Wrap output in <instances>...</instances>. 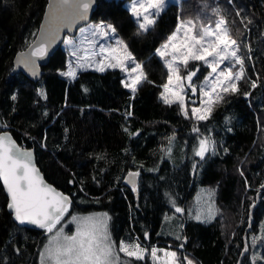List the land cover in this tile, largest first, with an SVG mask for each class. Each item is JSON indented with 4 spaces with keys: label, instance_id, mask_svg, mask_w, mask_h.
<instances>
[{
    "label": "trees",
    "instance_id": "obj_1",
    "mask_svg": "<svg viewBox=\"0 0 264 264\" xmlns=\"http://www.w3.org/2000/svg\"><path fill=\"white\" fill-rule=\"evenodd\" d=\"M125 1L96 0L91 20L112 24L143 66L147 80L134 96L123 86L119 69L89 68L78 70L75 79L62 76L67 53L61 46L41 66L38 81L20 71L11 74L12 59L33 40L47 0H0V123L7 125L0 131L8 130L19 144L35 149L45 178L70 195V212L108 211L117 246L136 239L147 246L183 244L198 264H252V238L264 233V0L180 1L181 18L209 24L224 17L246 57L240 91L227 95L198 125L201 134L216 141V154L204 161L192 152L196 121L158 96L167 70L155 50L172 33L178 7L168 2L155 26L138 35ZM214 5L220 15L211 11ZM197 66L193 83L199 84L207 69L199 61L189 64L193 70ZM253 80L256 88L250 86ZM172 136L171 145L184 144L187 153L177 164L164 156ZM128 171L140 173L136 192L124 182ZM198 187L215 191L217 214L211 221L176 213L165 195L170 193L185 210ZM173 213L180 216L179 240L161 232L165 215ZM47 236L43 229L15 224L0 184V264H39ZM135 264L152 261L146 256Z\"/></svg>",
    "mask_w": 264,
    "mask_h": 264
},
{
    "label": "snow or ice",
    "instance_id": "obj_2",
    "mask_svg": "<svg viewBox=\"0 0 264 264\" xmlns=\"http://www.w3.org/2000/svg\"><path fill=\"white\" fill-rule=\"evenodd\" d=\"M93 3L94 0H59L57 5L59 14L56 12L52 14L45 38L29 55L43 58L48 46L58 38L61 28H71L76 21L86 20ZM166 5L167 0H131L129 11L138 24V35L148 32L155 26ZM213 12L220 15L219 8L213 9ZM198 22L199 18L196 21L179 20L175 30L155 51L167 69V80L161 85L163 90L159 98L165 105H178L186 119L196 121L192 132L198 135L192 152L194 157L204 161L208 154H216V141L208 135L201 134L198 125L201 121L210 119L215 107L223 102L227 95H235L240 91L239 82L244 79L246 57L241 51L242 45L232 37L223 17L215 21L214 27L201 23L197 28ZM80 31L82 34L85 33V29ZM115 32L116 28L112 24L101 21L88 29V34H84L79 43L65 38L63 43L70 46V55L76 59L75 62L69 61L68 70L60 74L75 79L78 69L87 70L94 67L97 72L119 69L127 74L122 80L123 86L130 89L134 96L138 86L147 80V76L143 66L137 63L128 51L127 44L112 35ZM101 40L104 42H100ZM85 44L87 47H83ZM247 50L250 52L251 48ZM23 55L21 53V56ZM193 61L202 62L209 70L199 84L198 97L193 77L199 71V66L195 70H188L190 62ZM34 63L35 60L24 61L26 67ZM237 65L239 69L234 71ZM182 70L186 71V75H181ZM250 86L256 88V81H250ZM249 94L244 93L246 96ZM39 95L46 98L43 91ZM12 99L15 100L16 97L13 96ZM189 104L193 105L190 109L191 116ZM6 127V124L0 123V128ZM174 139V136L169 137V145ZM167 152L170 154L171 147H168ZM196 168L197 164L194 162L193 173ZM139 175L138 171L128 172L126 182L132 186L133 192L137 191ZM0 180L10 197L7 207L13 213L15 221L21 225L25 223L35 225L49 234L47 243L38 254L39 264H135L136 261H144L146 256L151 258L152 264H195L191 258L181 257L174 250L143 247L138 239L121 240L117 246L108 230L110 217L107 213L79 217L72 215L69 223H75L76 230L71 235L65 233L62 221L69 213L71 201L45 183L33 162V153L21 149L8 132H0ZM165 195L176 213L182 214L185 211L176 205L170 193ZM193 218L197 221H201L202 218L213 219L212 204L209 203L206 208L198 210ZM58 225L60 227H57ZM145 239H148V233H145ZM176 239L179 240L181 237L177 236ZM258 239L264 241V235L253 237L252 247L257 245ZM179 247L182 249L183 244ZM248 251L249 246L245 245L244 252ZM121 254L124 259L121 258ZM257 260L264 261V255L254 256L252 264H257Z\"/></svg>",
    "mask_w": 264,
    "mask_h": 264
},
{
    "label": "rangeland",
    "instance_id": "obj_3",
    "mask_svg": "<svg viewBox=\"0 0 264 264\" xmlns=\"http://www.w3.org/2000/svg\"><path fill=\"white\" fill-rule=\"evenodd\" d=\"M180 1L181 0H167V4L168 2H171V3H174L177 5L178 7V11H177V22H176V25L173 29V31L175 30V28L177 27V24L179 22V20H186V19H192L194 21H196L195 18L191 17V16H188V17H185V18H181L180 15H181V6H180ZM130 2L131 0H126L125 1V5L127 6V8L129 9V5H130ZM216 6L214 5L213 8L211 9V11L213 12V9H215ZM222 16H217L215 17L214 19V22H209L204 24L205 26H212L214 27L215 25V21L220 19ZM224 18V17H223ZM225 19V18H224ZM226 20V19H225ZM101 21H95V20H90L88 23L82 25L74 35H66L64 37L65 38H68V39H72L74 40V42L76 43H79L82 38H83V35L84 34H88V29H90L92 26H95L97 24H99ZM104 22V21H103ZM105 24H110V23H107V22H104ZM199 25L200 23L197 24V28H199ZM81 29H85V33L82 34L81 33ZM172 31V32H173ZM230 34L232 35L231 31H230ZM114 35L116 38H119V36L117 35V33L115 32ZM233 36V35H232ZM63 39V41H64ZM120 39V38H119ZM61 43V48H63L66 53H67V61H66V65H65V68L63 70L60 71L61 72H64V71H67L68 70V63L69 61H73L75 62V57H72L70 55V52H71V48L70 46L68 45H65L64 43ZM166 41V40H165ZM164 41V42H165ZM100 42H104V41H100ZM83 47H87V44L83 45ZM129 51V50H128ZM130 52V51H129ZM156 52V51H155ZM81 55H83V53H81ZM133 56V55H132ZM97 59H99V57H97ZM136 61V60H135ZM137 63H139L138 61H136ZM163 62V61H162ZM202 63V62H201ZM164 64V63H163ZM74 66H75V63H74ZM165 67V66H164ZM223 67V65H222ZM90 69H93L94 70V67L93 68H90ZM166 69V68H165ZM239 69V65L236 66V69H234V71L238 70ZM80 70V69H78ZM77 70V71H78ZM167 70V69H166ZM188 70H193V69H188ZM209 70L207 69V72ZM126 73H123V80L126 78ZM181 75H186V71L185 70H182L181 71ZM207 75V73H206ZM205 75V76H206ZM204 76V77H205ZM66 77V76H65ZM69 78V77H68ZM204 79V78H203ZM203 79L199 82V84L203 81ZM167 80V79H166ZM164 84V83H163ZM163 84H160V93L162 92V87L161 85ZM196 86H197V97L199 96V84L197 83H194ZM189 91V96L191 95L190 93V90ZM160 93H159V97H160ZM186 100H187V97H186ZM193 105L189 104L188 105V108H189V112L191 113L190 109ZM198 106V105H197ZM174 143V142H172ZM184 144H181L180 147H176L171 145L169 147H171V152L170 154L167 152V149L165 150V153H164V156L169 159L172 163L174 164H177L179 163L182 159L184 160L185 157L187 156V153L184 149ZM162 157H163V152H162ZM214 189L213 188H210V187H198L197 190L195 191V193L193 194V196L191 197L190 201L187 203L186 207H185V213L186 215L191 218V219H194V215L196 214V212L202 208H206V206L211 203L213 208H214V217L216 216L217 214V209H216V206H215V202H214ZM211 195V199H209ZM171 204V203H170ZM180 207V206H179ZM183 209V207H181ZM102 213H107L108 216L110 217L108 211L106 210H90V211H71L69 212L66 216H65V219L64 221H62V224L64 226V231L65 233L71 235L75 232L76 230V224L75 223H69V221L71 220V216L72 215H75V216H86V215H93V214H102ZM179 215L178 214H168V215H165L164 219H163V223L161 225V232L165 235H168V236H171V237H177L181 231V225L179 224ZM195 220V219H194ZM212 220V219H211ZM211 220H206V219H203L201 220V222H207V221H211ZM57 227H60L59 225ZM108 230L111 234V238L112 240H114V236H113V233L111 231V228H110V220L108 221ZM46 233V232H45ZM49 235V234H47ZM261 235H264L263 232H258L256 233L253 237H259ZM48 237V236H47ZM252 242V241H251ZM45 243H47V239L45 241ZM44 243V244H45ZM143 247H146V248H151V247H156L158 249H166V250H174V251H177L178 255L183 257V256H188L189 258H191L195 264H198L197 261L191 257L189 254H187L183 248L181 249L179 246L180 245H166V242L164 244V242H161V243H158L156 245H150V246H147V245H143L141 244ZM252 247V246H251ZM261 248H264V241H260L259 239L257 240V245L255 247H252L253 249V257H259L260 256V250ZM42 249V248H41ZM158 255H162V253H158ZM252 257V259H253ZM150 258V257H149ZM151 259V258H150ZM257 264H264V261H260V260H257Z\"/></svg>",
    "mask_w": 264,
    "mask_h": 264
},
{
    "label": "water",
    "instance_id": "obj_4",
    "mask_svg": "<svg viewBox=\"0 0 264 264\" xmlns=\"http://www.w3.org/2000/svg\"><path fill=\"white\" fill-rule=\"evenodd\" d=\"M59 4V0H47L45 9L43 11L37 32L33 38V40L22 50L18 51L17 53H15L13 59H12V68L10 73L14 74L18 71H20L24 76H26L27 78H29L32 81H38L41 76H42V68L41 66L46 65L48 63V60L50 58V56L54 53L55 50H57L60 46L61 43L64 39V37L66 35H74L76 33V31L84 24L88 23L93 15V12L95 10L96 7V0H94V3L92 4V6L89 9L88 12V18L86 20H78L76 21L71 28L68 27H63L61 28L60 32H59V36L58 38L53 41L49 46H48V51L46 53V55L43 58H39V57H31L29 55V53L35 48L37 47L41 40L45 38L47 32H48V28L50 25V21H51V17L52 14L54 12H56L57 14H59V9L57 7V5ZM50 5H52V7H50ZM21 53H23L24 55L21 56ZM25 60H35L34 64H29L27 67L24 64ZM35 73V74H34ZM0 132H8L11 137L15 140V138L13 137V135L8 131V130H2ZM16 141V140H15ZM17 145L21 148V149H26V150H30L33 153V162L35 164V166L37 167V169L39 170L40 174L42 175L44 181L46 184L50 185L51 187H53L56 191L64 194L65 196H67L69 198V200L71 201V197L70 195L64 193L62 190H60L59 188H57L55 185H53L52 183H50L44 176L43 172L40 170L39 166L36 163V156H35V149L33 147H23L21 146L17 141H16ZM130 172V171H128ZM128 172L124 175V182L125 184H127L128 186L132 187L130 184H128L127 181V175ZM137 183H138V178H137ZM0 184L1 187L7 197V201L9 203L10 201V197L3 185L2 180H0ZM264 185V184H263ZM7 203V204H8ZM9 213H11L12 218L15 222V224L19 227H27V228H32V229H36L38 228L35 225H31V224H19V222L15 221L13 213L8 209Z\"/></svg>",
    "mask_w": 264,
    "mask_h": 264
},
{
    "label": "built area",
    "instance_id": "obj_5",
    "mask_svg": "<svg viewBox=\"0 0 264 264\" xmlns=\"http://www.w3.org/2000/svg\"><path fill=\"white\" fill-rule=\"evenodd\" d=\"M22 145L24 146L25 145V143L23 142L22 143ZM42 147H44V145H41ZM167 245H170V243H167Z\"/></svg>",
    "mask_w": 264,
    "mask_h": 264
},
{
    "label": "flooded vegetation",
    "instance_id": "obj_6",
    "mask_svg": "<svg viewBox=\"0 0 264 264\" xmlns=\"http://www.w3.org/2000/svg\"><path fill=\"white\" fill-rule=\"evenodd\" d=\"M130 187V186H129ZM132 188V187H131ZM7 203H8V201H7ZM70 208H71V206L69 207V212H70ZM67 215V214H66Z\"/></svg>",
    "mask_w": 264,
    "mask_h": 264
}]
</instances>
